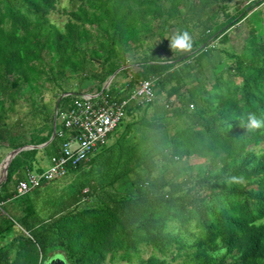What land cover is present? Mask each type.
Wrapping results in <instances>:
<instances>
[{"label":"trees","instance_id":"obj_1","mask_svg":"<svg viewBox=\"0 0 264 264\" xmlns=\"http://www.w3.org/2000/svg\"><path fill=\"white\" fill-rule=\"evenodd\" d=\"M227 1L68 0L57 27L48 19L56 0H0V144L10 151L47 142L53 107L77 92L63 91L68 96L52 108L40 104L27 122L13 111L22 94L41 96L44 84L58 87L68 72L81 82L97 80L99 90L128 65L121 59L134 47L153 37L163 42L171 29L196 31L183 54L159 60L151 53L133 64L138 72L128 88L155 78L154 94L163 91L164 104L126 108L124 117L146 108L154 113L139 121L145 131L134 144L125 143L131 123L123 126L105 172L58 201L48 197L49 183L15 198L14 186L38 152L20 151L11 159L0 203L10 202L18 215L5 212L0 230L14 236L0 248L1 264H38L39 255L43 263L51 247L67 264H103L118 251L136 252L137 243L153 252L140 264H264V126H246L249 115L264 121V20L254 10L262 0L231 15L224 12ZM253 18L238 53L216 50L232 27ZM215 51L229 64L214 58ZM170 119L180 123L169 135ZM59 143L54 136L41 151L56 155ZM96 155L68 172L96 171ZM10 249L14 256L7 261Z\"/></svg>","mask_w":264,"mask_h":264},{"label":"rangeland","instance_id":"obj_2","mask_svg":"<svg viewBox=\"0 0 264 264\" xmlns=\"http://www.w3.org/2000/svg\"><path fill=\"white\" fill-rule=\"evenodd\" d=\"M249 1L252 0H228L225 3L226 12L227 14H233L236 10L240 9L241 7L245 6ZM69 4L68 0H56V11L49 14L48 19L49 21L56 25L57 27L62 26L64 23L66 17L61 12L62 10H68ZM255 12H259V19L264 20V1L262 0V3L257 6L255 9ZM224 19L221 12H218V15L216 16L217 21H222ZM256 22V19L253 18L250 21L248 19H243L239 23L236 24L235 27H232L227 32V42L224 45H216V50H231L235 54L238 53L239 47L243 42V39L246 38L248 31L253 26L252 24ZM176 35L175 30L171 29L167 31V33L163 36V42L159 41L156 37H153L151 39L146 40L140 47L133 48L132 51L125 53L122 56V61L128 65H126L129 68V72H126V74L118 73L115 76L111 77V79L107 82L106 80L103 83H109L112 87H114L115 90H120L121 88H124L128 82H130L131 77L134 76L138 72V68H136L133 64L137 62V60H140L142 56L148 57L151 55V53H155V56L160 59H165L168 57H176L178 55L183 54L184 50H176L171 48V40ZM190 38L196 36V31H193L191 34H188ZM162 42V43H161ZM213 57L217 59H222L223 64L227 65L229 64V61L227 59H224V56L222 53H219L218 51H215L213 53ZM73 73L68 72L66 76H68L65 80L61 81L60 85L57 86H51V85H43V93L41 96H32L30 100L26 99V96L18 97L16 104L13 107L14 113H17V116L21 119L22 122H27L30 120V114L36 110V108L40 104H45L46 106H50L52 108L56 101L61 99V93L63 91L67 92H80V91H86V90H92L96 88L99 84L97 80H86V81H78L79 78L72 75ZM206 76L211 79L212 75L209 72V69H206L205 71ZM110 77V76H109ZM108 77V78H109ZM84 78V77H83ZM107 78V79H108ZM167 89V86L165 87ZM22 92H26V89H24ZM61 95V96H60ZM155 98L154 102L156 104L162 105L164 104V94L163 91H156L155 90ZM55 107V106H54ZM53 107V108H54ZM167 108V105H166ZM165 109V106H164ZM153 110L152 108H146L144 110H138L136 112H133V114L130 117H124L122 119V125L120 124L109 136L108 141L106 145L103 147L104 149L101 152L98 153L95 157H97V163L95 165L92 164L93 169H97L96 171L89 173L88 169L89 167L85 166L82 168V170L78 174H74V177H69L68 180L64 179L61 181H54L51 182L47 186H56V183L64 182L63 185H58L57 188H52L53 191L51 192L52 195L48 196L51 200L54 199L55 201H58L60 198H65L70 194V191L73 189H76L77 186L80 183H86L90 182L98 172H105L104 166L106 159L108 161V158L112 156L113 152L115 151V143L116 140H118L119 135L123 134V126L126 123H131V127L128 130V134L126 137V145L134 144L138 140H140L142 134H144V129L138 126L139 121L142 120H149L153 116ZM53 116V113H52ZM15 117V116H14ZM14 117H12L10 120H14ZM164 123V122H161ZM179 123L177 120L170 119L169 123L167 124V133L170 135L173 131V129L177 126H179ZM4 144H0V160L4 157L3 154L6 152L4 148ZM259 148L264 149V143L259 145ZM98 150V151H99ZM208 157V156H206ZM206 157H202L201 161L204 160ZM195 163H201L194 160ZM184 163V162H183ZM202 166L205 164V162L201 163ZM107 172V171H106ZM110 173V172H107ZM106 173V174H107ZM67 180V183H66ZM94 184V183H93ZM92 184V185H93ZM87 188H84L82 192H85ZM47 197V196H46ZM44 197V199H46ZM57 198V199H56ZM88 201L87 198H81L80 201ZM10 204V203H9ZM2 212H5L6 208L5 206L1 207ZM9 214L13 216V214L18 215L17 212H13L12 210H9ZM189 232L194 233V230L192 229L191 225L187 228ZM1 245H6L11 238L9 236L13 237L14 233L8 232V231H1ZM8 234V235H7ZM13 235V236H12ZM136 252H133L131 250H128L127 253L124 255L122 250L116 252L115 258L109 262L106 261L103 264H140V260H145L149 256L153 254V252L143 245L142 243H137L136 245ZM56 253H59V250L55 247H51L47 251V257H54L57 255ZM50 255V256H49ZM125 258V259H123ZM174 264V262L169 263Z\"/></svg>","mask_w":264,"mask_h":264},{"label":"built area","instance_id":"obj_3","mask_svg":"<svg viewBox=\"0 0 264 264\" xmlns=\"http://www.w3.org/2000/svg\"><path fill=\"white\" fill-rule=\"evenodd\" d=\"M154 82L155 78L139 80L130 88L126 84L120 90L102 83L99 90L94 88L69 94L68 102L53 108V137L60 140L57 154L48 158V164L42 170L24 171L14 186L13 197L24 196L43 183L60 180L69 170L85 164L106 145L128 106L143 108L154 100ZM111 88L115 92H111ZM1 206L0 203V209Z\"/></svg>","mask_w":264,"mask_h":264},{"label":"crops","instance_id":"obj_4","mask_svg":"<svg viewBox=\"0 0 264 264\" xmlns=\"http://www.w3.org/2000/svg\"><path fill=\"white\" fill-rule=\"evenodd\" d=\"M34 149H36L37 150V154L34 156V158H33V160H32V162H31V170H36V169H39V170H42V168H45L46 166H47V164H48V156H45V154H44V152H42L41 150L42 149H39V148H34ZM3 150H5L6 152L3 154V156H5L10 150H8L7 148H5V149H3ZM99 152H101L100 150L99 151H97L96 153H99ZM95 153V154H96ZM95 154H93V156L95 155ZM4 158V157H3ZM2 158V159H3ZM0 162H1V160H0ZM80 171H72L71 173H67L62 179H60V180H57V181H61V180H64V179H67L68 180V178L69 177H74V174H78ZM19 173H22V172H19ZM67 180H66V183H67ZM53 183V182H52ZM63 183L64 182H61V183H56V186H54V187H50V186H46L48 189H52V188H57L58 187V185H63ZM50 184V183H49ZM10 186H12V185H10ZM9 203L10 202H8L7 204H4L3 206H5V208H6V210H5V212L8 214V215H10L9 214V210H10V208H9ZM5 212H2V210L0 209V229L2 228H4L3 227V223H5L3 220H4V218H5V215H6V213ZM7 216V215H6ZM1 229V230H2ZM1 230H0V240H1ZM8 231V230H7ZM8 235V234H7ZM9 238H11V236H9ZM2 246H5V245H1V241H0V248H2ZM56 254H61L62 255V253L59 251V253H56ZM13 256H14V251L12 250V249H10L9 251H8V253H7V261H11L12 259H13ZM40 256V255H39ZM39 256H38V263L40 262V264H43L44 263V261L46 260V258H45V260L43 261V263H42V257H41V261H39ZM50 256V255H49ZM48 258V257H47ZM106 262V261H105ZM0 264H1V262H0Z\"/></svg>","mask_w":264,"mask_h":264},{"label":"water","instance_id":"obj_5","mask_svg":"<svg viewBox=\"0 0 264 264\" xmlns=\"http://www.w3.org/2000/svg\"><path fill=\"white\" fill-rule=\"evenodd\" d=\"M126 67L127 66H124V67L121 66L106 81L108 82L111 79V77L115 76L119 71H121V69H124ZM66 95H68V94L62 95L61 98L66 96ZM53 135H54V124H53V120H52L51 121V132H50V136H49V139L47 140V142H45L41 146H39V145L38 146L24 145V146H21L19 148H16L14 150L9 151L0 162V184L5 180L7 166L9 164V162L11 161V159L16 154L20 153V151L34 149V148L42 149L53 138ZM43 264H67V263L65 262V260L61 254H57L54 257L46 258V260L44 261Z\"/></svg>","mask_w":264,"mask_h":264},{"label":"clouds","instance_id":"obj_6","mask_svg":"<svg viewBox=\"0 0 264 264\" xmlns=\"http://www.w3.org/2000/svg\"><path fill=\"white\" fill-rule=\"evenodd\" d=\"M171 48L176 50H187L191 47V38L188 33H178L171 40ZM249 129L260 128L264 126V121L258 120L254 115H249L247 125Z\"/></svg>","mask_w":264,"mask_h":264}]
</instances>
